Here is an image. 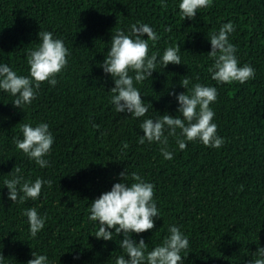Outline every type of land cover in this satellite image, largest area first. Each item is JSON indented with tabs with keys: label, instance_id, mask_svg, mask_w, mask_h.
<instances>
[{
	"label": "trees",
	"instance_id": "16d2710c",
	"mask_svg": "<svg viewBox=\"0 0 264 264\" xmlns=\"http://www.w3.org/2000/svg\"><path fill=\"white\" fill-rule=\"evenodd\" d=\"M165 2L167 8L161 0H0V64L28 76L27 55L40 43V31L52 32L70 52L56 86L41 83L31 105L14 107L15 97L0 90L3 264H27L34 251L47 255L49 264H115L118 256L127 258L119 246L123 234L98 240L94 235L99 224L89 219L91 202L125 182L120 176L125 171L129 186L133 172L155 186L160 216L154 218L155 228L132 234L137 243L145 241L146 251L161 245L172 225L189 239L181 253L183 264H249L264 247V0H212L195 19L185 20L181 0ZM228 22L235 26L229 42L237 48L239 66L255 69L254 79L243 84H219L208 72L214 63L208 36ZM133 24H147L159 37L154 44L149 41V55H158L156 71L142 84L134 81L145 104L153 105L141 118L115 111L110 103L114 78L99 66L112 35L117 30L130 34ZM170 46L180 47L182 64L164 68L159 58ZM185 76L189 88L196 83L217 88L210 107L224 144L213 148L196 140L180 150L176 138L169 136L173 158L166 160L159 143H139L144 135L140 124L165 113L179 115L176 96L187 92L181 86ZM41 122L54 137L44 157L46 168L14 143L23 138L21 124ZM125 142L127 149L122 147ZM16 165L24 181L43 178L51 186L44 184L36 200L14 203L4 181L12 178ZM33 207L47 217L34 238L23 215Z\"/></svg>",
	"mask_w": 264,
	"mask_h": 264
},
{
	"label": "clouds",
	"instance_id": "9594fccd",
	"mask_svg": "<svg viewBox=\"0 0 264 264\" xmlns=\"http://www.w3.org/2000/svg\"><path fill=\"white\" fill-rule=\"evenodd\" d=\"M212 0H181L179 10L182 19H195L199 9L211 7ZM161 6L167 8L165 0H161ZM168 32L171 27H166ZM235 31L233 23L223 24L218 33L210 34L211 51L209 57L214 63L208 68L211 78L219 84H231L233 82L245 83L255 77V69L245 64L239 66L236 56L237 48L229 42V34ZM147 35V39L143 37ZM39 40L35 50H30L27 55V64L30 67L29 75H18L7 64H0V90L10 93L15 97L12 102L14 107L23 109L31 105L36 99L37 91L41 83L48 82L53 87L58 83L56 76L67 66L69 49L63 40L54 38L49 31H40ZM159 39L156 32L147 24H133L130 34L123 30H117L112 35L110 50L106 59L99 66L103 71L110 73L114 78L115 87L111 89L110 103L114 105L118 113H131L134 118H141L149 111L151 102L145 104L136 83H143L151 78L156 71L158 55H149V41L153 44ZM180 47H168L163 52L159 62L165 67L169 64H182L179 55ZM134 73V77L130 75ZM198 79V77H197ZM185 76L181 80V86L187 89L186 93L176 96L179 103V115L173 117L165 113L156 119L143 120L140 128L144 135L139 139L140 144L157 142L161 145L160 151L166 160L173 158L172 152L168 151V137L176 138L180 150L187 148L188 142L199 140L205 146L221 148L224 144L223 138L218 134V126L213 123L215 116L210 105L217 100L218 91L216 87L205 86L200 83L193 84ZM171 95H176L174 92ZM99 129V125L93 124ZM179 129V134L177 133ZM167 130L168 135H165ZM22 139H15L14 143L18 150L34 160L41 168L49 166L44 158L50 154L54 137L47 123L41 122L36 126L31 123L21 124ZM124 149L128 144L123 143ZM21 168L16 165L10 173L12 178L4 181L9 189L8 198L14 203H24L28 199L36 200L40 197L44 184L51 186L50 180L38 178L34 182L24 181L20 175ZM125 182L116 183L111 191L103 193L90 204L89 219L98 222L99 228L95 237L99 240H113V234H123L119 246L126 253L116 258L115 264H183L181 253L189 247V239L176 225L169 227L168 235L161 245L151 251L147 250V244L143 239L137 243L132 239V234H141L155 228L154 218L160 217L157 204L154 199L155 186L146 182L140 175L133 172L129 184L126 182L127 172L120 173ZM24 216L28 218L31 236H37L44 226L47 217H41L36 208L25 209ZM110 229H114V232ZM34 259L27 264H49L47 255L32 253ZM254 259L249 264H264V247H259L253 254ZM75 258H79L78 256ZM5 257L0 254V264Z\"/></svg>",
	"mask_w": 264,
	"mask_h": 264
}]
</instances>
